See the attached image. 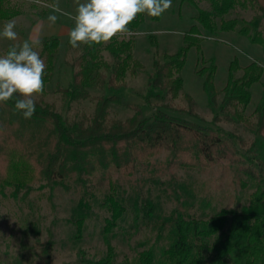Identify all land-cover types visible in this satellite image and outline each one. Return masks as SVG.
Instances as JSON below:
<instances>
[{"label":"rangeland","instance_id":"obj_1","mask_svg":"<svg viewBox=\"0 0 264 264\" xmlns=\"http://www.w3.org/2000/svg\"><path fill=\"white\" fill-rule=\"evenodd\" d=\"M195 1L200 8L214 12L213 0ZM2 5L7 12L18 10L22 14L11 19L15 21L18 40L0 37V56L6 55L10 46L20 43L23 37H30L38 21L48 20L50 15L57 17L55 23L62 30L65 28L58 35L59 45L53 50L54 72L46 84L43 99L71 124L91 119L97 96L117 92L122 103L110 107L109 121L125 120L133 115L131 105H139L145 117H153L161 109L231 134L238 152L259 155L264 161V138L243 123L221 117L219 107L212 108L208 103L203 88L206 75L198 73L209 60H215L214 84L220 103L231 62L238 59L245 66L256 60L264 67L263 47L237 30L208 32L197 23L198 12L192 3L172 0L171 8L159 17L144 13L145 18L136 29L119 35L120 39L131 40L132 59L124 83L115 91L107 86L91 87V97L77 101H69L59 92L71 84L76 69L73 62L87 47L81 45L74 49L69 44L68 32L75 22L68 14H76L75 0H2ZM54 5L61 11H54ZM255 13L252 8L236 4L225 15L215 14V20H249ZM8 21L0 18V31ZM194 24L200 29V47L194 45L187 52L180 73L181 90L176 95L164 93L147 98L154 60L163 62L165 53L176 52L185 45V35ZM42 40H38L40 44L35 50L43 60ZM106 44L102 45L100 55L113 62L114 54ZM241 73L240 70L238 75ZM251 93L249 105L239 109L254 122V110L264 94V72L252 85ZM66 183L68 188L47 179L33 178L19 186L0 184V264H46L42 250L49 240L53 241L54 264H89L90 260H102L109 246L113 248L115 264L133 263L141 251L150 248L158 258L170 243L171 223L166 218L183 214L186 218L207 220L222 208L248 206L255 190L254 182L239 169L237 162L222 159L212 166L188 168L172 163L169 150L139 163L132 175L115 169H98L88 176L86 184L77 174ZM110 195L122 203L125 211L111 231L106 232V220L112 214L106 201Z\"/></svg>","mask_w":264,"mask_h":264},{"label":"trees","instance_id":"obj_2","mask_svg":"<svg viewBox=\"0 0 264 264\" xmlns=\"http://www.w3.org/2000/svg\"><path fill=\"white\" fill-rule=\"evenodd\" d=\"M186 1L196 7L195 19L208 32L237 30L251 42L260 44L264 51V0H213L214 12L200 8L195 0H182ZM236 4L252 8L256 13L249 20H215V14L225 15ZM144 18V13L138 14L129 24V31L136 29ZM199 35L197 24L192 25L185 35V45L176 52L165 53L163 62L154 60L147 98L164 93L178 94L183 85L180 73L187 52L194 45L200 47ZM59 43L58 36L42 41L44 90L41 97L36 98L34 115L25 119L22 112L15 109L16 100L21 98L18 94L7 102H0V184L19 186L33 178H42L68 188L69 177L77 174L86 184L88 176L98 169H115L132 175L139 163L163 150L170 151L172 163L188 168L208 167L228 159L237 162L239 169L255 184L248 206L222 208L207 220L171 215L166 218L171 223L170 243L161 255L157 258L150 248L141 251L135 262L126 264H264V161L261 157L238 152L231 134L161 109L153 117H145L139 105H131L133 115L125 120L109 121L110 107L122 103L117 92L97 96L91 119L71 124L43 99L46 84L54 72L53 50ZM103 44L87 45L86 51L75 59L71 84L59 89L63 98L88 99L91 87L107 86L115 91L124 83L132 59L131 40L120 39L118 35L106 44L114 54L113 62L100 55ZM240 70L242 73L238 75ZM263 72V65L256 60L241 66L238 59H234L219 103L214 84L215 60H209V64L198 70L206 75L203 88L209 105L218 106L221 117L243 123L262 138L264 94L254 110L256 121L246 118L239 107L249 105L251 87ZM106 201L112 214L106 220L105 231L110 232L125 208L113 195ZM79 224L81 227L82 219ZM52 245L53 241L49 240L42 250L46 264H54ZM88 263L115 264L113 248L109 246L104 259Z\"/></svg>","mask_w":264,"mask_h":264},{"label":"clouds","instance_id":"obj_3","mask_svg":"<svg viewBox=\"0 0 264 264\" xmlns=\"http://www.w3.org/2000/svg\"><path fill=\"white\" fill-rule=\"evenodd\" d=\"M76 14L70 15L75 26L69 30V44L72 48L81 45L108 43L118 35L129 32L136 16L146 13L151 17H159L172 6V0H75ZM54 11H61L58 5ZM67 14V13H64ZM57 17L50 15L48 21L56 22ZM15 21L5 23L0 37L17 41L18 34L14 30ZM39 41H23L10 46L4 56H0V102H7L18 94L15 109L22 112L25 119L35 113L36 97L44 90L45 63L38 51Z\"/></svg>","mask_w":264,"mask_h":264},{"label":"crops","instance_id":"obj_4","mask_svg":"<svg viewBox=\"0 0 264 264\" xmlns=\"http://www.w3.org/2000/svg\"><path fill=\"white\" fill-rule=\"evenodd\" d=\"M0 11L4 14H0V18L2 20H11L18 16H20L22 13L18 10H10V12H7L8 10H4V6L2 5V0H0ZM0 12V13H1ZM61 26H58L56 23L51 24L48 20L45 21H38L37 25L33 28V34L30 37H23L20 42H23L25 40L27 41H38L41 39H45L51 36H58L61 32ZM62 31H66L65 28H63ZM42 40V41H43Z\"/></svg>","mask_w":264,"mask_h":264}]
</instances>
